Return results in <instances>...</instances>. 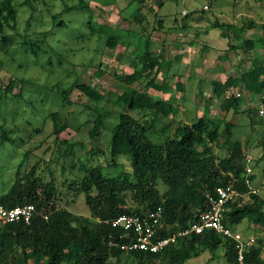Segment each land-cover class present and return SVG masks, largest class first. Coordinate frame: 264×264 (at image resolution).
Segmentation results:
<instances>
[{"label":"trees","instance_id":"obj_1","mask_svg":"<svg viewBox=\"0 0 264 264\" xmlns=\"http://www.w3.org/2000/svg\"><path fill=\"white\" fill-rule=\"evenodd\" d=\"M130 2L134 4L145 2V0ZM27 5L31 7L30 2H27ZM63 5L64 14L72 11L84 12L90 7L89 1L86 0H79L72 6L64 3ZM141 11L139 10L135 17L138 22L141 21L140 14H143ZM85 14L87 20H85L86 23L79 25L77 44L96 40L97 44L116 50L122 46L130 47L133 43L132 39L137 41L133 55L136 62L133 61L134 66L131 67L135 71L120 77L127 87L116 101L109 102L102 91L95 89L91 84L80 83L81 78L77 69L80 66L85 67L90 62L71 65L65 61L68 60L69 51H72L71 47L70 50L54 47L49 43L46 34L34 35L35 32L31 31L22 37L19 49L25 56L32 54L36 59L48 55V62L53 65V68L56 65L62 67L61 73L64 72V74L55 77L53 85L42 87L48 91L57 89L61 106H72L71 95L74 89H78L91 101L92 104L86 106L89 110L86 118L91 120L92 125L89 130L92 143L90 151H99L100 148L96 146L101 135L104 131L111 132L110 159L107 158L106 164L112 174L106 175L103 166L93 167L79 183L75 184L76 186L74 184L70 186L77 194L85 196L86 204L91 209L90 216H81L62 207L56 197L54 185H44L39 177L38 164L27 171L25 166L27 161H22V164L17 166L14 180L12 179L11 185H6L8 188L0 194V198L8 208L26 203L34 204L36 215L29 224L21 221L0 225V264H29V262L32 264H110L121 260L125 254L135 261V264H156V262L188 264L190 260L198 256L200 251L208 250L215 255L221 247L224 248L228 264H240L237 241L213 230L181 237L175 244L156 253L138 250L125 252L111 244L120 242L119 237L123 229L113 227L112 224L107 223L108 221L120 215H142L161 207L163 229L159 236L169 235L179 228L189 227L196 222L200 213L207 208V194L213 193L218 186L226 185L234 180L239 195L228 204L226 222L235 229L237 225L247 220L264 230V199L257 191L252 192L247 184L248 181L253 184L256 176L253 173L248 175L245 166L247 154L245 146L241 141L233 139L230 125L225 126L224 133H221L220 127L205 114L193 123L186 124L179 120L174 131L168 125L171 121L164 123L162 127H155V123L162 122L160 119L169 118L171 114L175 116L178 108L173 104V99L155 100L149 92L152 87L158 93L165 91L168 93L171 86L168 83L160 86L155 81V77L163 71L162 67L167 62L155 56L150 50V33L149 38L143 37V32H147L146 28L136 22L140 27L138 32L125 31L109 24H101L94 13ZM61 17V15L53 17L54 27L60 25L71 29V22L63 21L60 24L53 22L54 19ZM185 20L186 18L183 17L181 21ZM18 21L19 11L15 6V0H0V37L3 41L7 42V31L16 29ZM166 23L164 18L157 15L153 29L163 33L178 29V27H167ZM214 26L232 28L234 31L236 29V26L232 24L217 23ZM182 27L185 30L194 26L183 24ZM30 28L31 26L28 25L27 29ZM253 28H256L253 21L240 27L235 38L243 41V45L238 48L229 44L225 54V59L238 62L235 64L238 68L251 66L250 70L237 77L231 76L225 82L215 81L213 92L217 97L226 96L228 90H236L240 85L246 90L252 89L257 94L264 93V80L260 82L264 74V63L257 56V40L244 38L246 30ZM261 28L264 31V24ZM223 35L226 36L224 38H229L225 32ZM261 41L264 42V36ZM101 50L100 46L95 48L96 52ZM62 54H65V58ZM54 59L57 60L54 61ZM66 63L70 65V68L65 66ZM35 65L38 66V63ZM139 67L141 70L136 71ZM153 75L156 76L151 78ZM145 80H148V83L146 81L147 87L144 90L132 87L133 84H139ZM19 81L22 86H20V92L15 94ZM24 84L22 78L15 77L6 87L0 86V88L4 91V95L26 102L31 108V114L39 115L40 109L35 104L38 103L37 99L35 102V91L29 89L30 95L27 94L28 97L24 98L26 95ZM177 89L183 90V86L178 84ZM51 101L48 100L46 104H56L55 100ZM238 104L239 98L233 96L226 99L223 108L238 111ZM116 106L120 109H115ZM94 112L98 115L96 116ZM49 118L54 123V135L57 139L61 132L71 126L68 119L62 118L61 113L57 111L48 114L47 121L50 120ZM149 134L154 138H163V144L154 143ZM222 135L225 136L222 149H227L229 153L226 157L216 156L212 149V145L219 144ZM0 140L4 144L7 141H13L9 138L6 126L1 123ZM29 153L31 152L25 154L28 156ZM263 158L264 154L260 158L261 161ZM126 159L129 163L123 169L120 163ZM85 171L87 172L88 169ZM262 173L264 176V167ZM160 182L165 186L164 192L158 188ZM263 185L264 183L261 184ZM128 195L136 205L130 203ZM262 254L263 248L260 245L249 247L245 252V264H264Z\"/></svg>","mask_w":264,"mask_h":264},{"label":"rangeland","instance_id":"obj_2","mask_svg":"<svg viewBox=\"0 0 264 264\" xmlns=\"http://www.w3.org/2000/svg\"><path fill=\"white\" fill-rule=\"evenodd\" d=\"M86 1H89L90 7L84 12L72 11L64 14L63 3L72 6L79 0H15V6L19 11L17 27L7 31V42L0 37V86L6 87L15 77L22 78L26 88L24 98L30 95L29 89L34 90L35 102L38 100L35 104L40 109V113L39 115L31 114V108L26 102L4 95V91L0 88L2 109L0 123L6 126L9 138L13 140L5 144L0 140V194L7 190L6 185H11L17 166L22 164V161H27L25 164L27 171L38 164V175L43 184L54 185L56 197L62 207L77 215H91L85 196L77 194L70 186L73 184L76 186L75 184L79 183L93 167L103 166L106 175L112 174L106 164L110 159L111 132L104 131L96 146L100 150L91 152L89 130L92 125L91 120L86 118V114L89 113L86 106L92 104L91 101L78 89H74L71 95L72 106H61L57 89L48 91L42 87L53 85L54 78L64 74V72L61 73L62 67L56 65L53 68V65L48 62V55L36 59L32 54L25 56L19 48L22 37L31 31L35 32L34 35L46 34L49 43L54 47L58 46L67 50L71 47L72 51H69L68 60L65 61L71 65L82 62L92 63L85 67H78L80 83L91 84L105 94L107 101H116L127 87L120 77L135 71L131 67L134 66L133 55L137 41L132 39L133 43L130 47L122 46L116 50L105 48L102 44V46L97 44L96 40L77 44L79 25L87 20L85 13H94L101 24H109L125 31L138 32L140 28L138 24H142L147 30L143 32V37L151 39L150 50L169 64L162 67L163 71L158 73L155 81L160 86L168 83L171 90L167 91L168 93H165L166 91L158 93L152 87L148 90L150 89L149 92L155 100L173 99V104L178 110L175 116L171 114L169 118L160 119L162 122L155 123V127H162L164 123L171 121L168 125L174 131L179 120L186 124L193 123L205 114L220 127L221 133H224L225 126L230 125L233 139L241 141L246 152L253 158L251 167L256 181L252 187L264 199V185L261 186L264 183L262 173L264 158L262 161L260 159L264 154V93L257 94L252 89H244L241 85L236 90H228L226 96L221 98L213 92L215 81L225 82L231 76L237 77L250 70L251 66L238 68L235 65L238 63L236 60L225 59L229 44L238 48L243 45V41L236 40L235 35L239 33L237 30L249 21H253L256 28L247 29L244 38L257 40V56L264 63V42L261 41L264 36L261 28L264 24V0H145L147 3L134 4L130 2L131 0ZM27 2H30L31 7L27 5ZM139 10L143 13L140 14V22L135 20ZM55 15L62 17L54 19L53 22L59 24L63 21L71 22V29L60 25L55 28L52 23ZM157 15L167 21V27H178V29L164 33L154 30L153 24L156 23ZM183 17L186 18L184 22L181 21ZM217 23L232 24L236 26V29L234 31L232 28L214 26ZM183 24L194 27L184 30ZM28 25L31 26L30 29H27ZM223 32L228 35V39L224 38L226 36ZM196 34L198 36H195ZM94 37L93 39L96 38ZM97 46L102 48L100 52L95 51ZM62 55L65 58V54ZM55 57L57 58L56 55ZM36 63L38 66L35 65ZM65 66L70 68L67 63ZM140 70V67L136 69V71ZM154 76L156 75L151 78ZM262 80H264V74L260 82ZM146 81L148 83V80H145L139 84H133L132 87L144 90L147 87ZM178 84L183 86V90L177 89ZM20 86H22L21 81L17 83L15 94L20 92ZM233 96L239 98L238 111L223 108L226 99ZM48 100L49 102L55 100L56 104H46ZM115 109L120 107L116 106ZM56 111L71 124L68 129L61 132L58 139L54 135V123L50 118L48 121L46 119L48 114ZM148 136L154 143L163 144V138H154L150 134ZM224 141L225 136L222 135L219 144L212 145L213 152L218 157H226L229 154L227 149H222ZM27 152L31 153L27 156ZM126 160L120 163L123 169L129 163ZM86 169H88L87 172ZM158 188L164 192L165 186L160 182ZM127 198L131 204L136 205L130 195ZM232 229L243 240L253 239V246L260 245L263 248L262 257L264 258V230L247 220ZM110 264H135V261L125 254L121 260ZM156 264L161 263L156 262ZM188 264L228 263L224 248L221 247L215 255L208 250L200 251L198 256L190 260Z\"/></svg>","mask_w":264,"mask_h":264},{"label":"built area","instance_id":"obj_3","mask_svg":"<svg viewBox=\"0 0 264 264\" xmlns=\"http://www.w3.org/2000/svg\"><path fill=\"white\" fill-rule=\"evenodd\" d=\"M245 160L246 170L250 175L252 174L253 158L248 152ZM247 184L252 192H256L250 181ZM238 193L235 180L226 185L218 186L213 193L207 194V208L200 213L198 220L190 224L189 227L179 228L168 236H159L163 229V209L161 207L142 215H120L107 222L115 228L123 229V233L119 237L120 242H112L111 244L125 252L138 250L156 253L175 244L181 237L193 233L203 234L213 230L237 241L238 262L245 264V252L253 246L254 240H243L226 222V213L229 211L228 204L235 196L239 195ZM35 211L36 208L32 204L7 208L0 199V221L3 223L24 221L29 224L35 215Z\"/></svg>","mask_w":264,"mask_h":264},{"label":"clouds","instance_id":"obj_4","mask_svg":"<svg viewBox=\"0 0 264 264\" xmlns=\"http://www.w3.org/2000/svg\"><path fill=\"white\" fill-rule=\"evenodd\" d=\"M0 199H1V198H0ZM1 202H2V200H1ZM26 204H31V203H26ZM4 205H5V204H4ZM23 205H25V204H23ZM23 205H20V206H23ZM32 205H34V204H32ZM5 206H6V205H5ZM34 206H35V205H34ZM6 207H7V206H6ZM7 208H8V207H7ZM35 208H36V206H35ZM35 215H36V211H35ZM33 218H34V217H33ZM33 218H32V219H33ZM5 224H8V223H3V222L0 221V225H5ZM173 233H174V232H173ZM173 233H172V234H173ZM216 233H217V232H216ZM235 233H236V232H235ZM193 234H194V233H193ZM169 235H171V234H169ZM165 236H168V235H165Z\"/></svg>","mask_w":264,"mask_h":264},{"label":"water","instance_id":"obj_5","mask_svg":"<svg viewBox=\"0 0 264 264\" xmlns=\"http://www.w3.org/2000/svg\"><path fill=\"white\" fill-rule=\"evenodd\" d=\"M75 225V224H74Z\"/></svg>","mask_w":264,"mask_h":264}]
</instances>
